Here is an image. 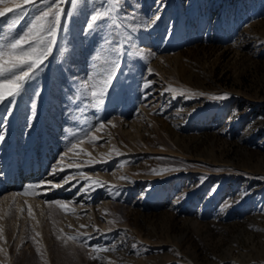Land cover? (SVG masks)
Wrapping results in <instances>:
<instances>
[{"label":"rangeland","instance_id":"1","mask_svg":"<svg viewBox=\"0 0 264 264\" xmlns=\"http://www.w3.org/2000/svg\"><path fill=\"white\" fill-rule=\"evenodd\" d=\"M24 7L17 33L46 5ZM61 7L52 54L11 115L0 106V264H245L252 238L264 236V0H76L75 7L65 0ZM103 9L113 10L88 30ZM16 19L0 17V35ZM113 61L118 77L99 95ZM144 80L154 81L147 91ZM50 155L58 156L50 169L67 174L50 186L72 175L81 183L71 193L69 182L68 197L53 187L43 202L40 186H28ZM19 184L21 193L5 188ZM78 234L82 240L71 239Z\"/></svg>","mask_w":264,"mask_h":264},{"label":"snow or ice","instance_id":"2","mask_svg":"<svg viewBox=\"0 0 264 264\" xmlns=\"http://www.w3.org/2000/svg\"><path fill=\"white\" fill-rule=\"evenodd\" d=\"M65 0H22V3H16L13 0L14 6L8 7L9 0H0V4H4L5 7L0 9V17H5L8 13H15L17 19L9 24L7 31L0 35V106L5 109V117L11 115L12 108L15 104V98L20 96L26 91V85L33 81L37 72L41 69L44 62L52 54L54 46L56 44V38L61 25V18L64 15V9L61 5ZM73 7H75L76 0H70ZM114 5L119 4V0H112ZM32 5L36 7L38 4H45L44 9H37V14L33 20L29 22V25L22 33L16 32V24L19 20H22L25 15L24 5ZM113 9L96 10L92 14L87 22V29L93 30L100 27V22L111 15ZM161 17L156 15L153 19L145 24L144 27L155 25ZM114 51L119 55L121 49L115 48ZM142 55V50L141 53ZM107 72L106 77L103 80V87L99 95H105L106 90L112 86V82L117 79L119 73V62L113 61L112 66L105 70ZM149 74H152V70L149 69ZM154 81L144 80L142 87L147 91L151 88ZM84 87H92V85H84ZM172 90L169 86L166 91ZM98 93L93 91L92 95L96 96ZM204 95V93H200ZM230 94L224 93L222 95L213 96L214 100H225ZM105 127L103 122H99V128ZM3 125L0 124V129ZM87 135V134H86ZM5 139L3 134H0V142ZM78 147L77 144H72L68 151L64 152L60 157V161H63L67 157L68 152ZM69 167L79 168L80 165H69ZM57 167L51 169L50 175L55 176L57 174ZM61 171L63 169H60ZM75 177H65L64 183H69L70 179ZM51 184V182H48ZM29 188L35 186H28ZM51 187H61L60 184H52ZM89 187L83 189L84 193L89 191ZM28 194V189H25V193ZM56 204H61L60 201H55ZM61 207L66 205L61 204ZM29 214L31 215V208H29ZM81 227H87L81 225ZM39 235V234H38ZM84 237L88 236V233L83 234ZM71 239L82 240L83 237L79 234L71 237ZM86 243V241H84ZM133 249L137 248L136 244L131 246ZM115 246L111 248L103 249V251L114 250ZM147 251V249H145ZM139 254V253H137ZM95 259V257H94Z\"/></svg>","mask_w":264,"mask_h":264},{"label":"bare ground","instance_id":"3","mask_svg":"<svg viewBox=\"0 0 264 264\" xmlns=\"http://www.w3.org/2000/svg\"><path fill=\"white\" fill-rule=\"evenodd\" d=\"M46 134V133H45ZM42 135V134H41ZM44 137V136H43ZM32 143V142H31ZM29 145V144H28ZM30 146V145H29ZM32 146V145H31ZM28 146H26L25 147V149L27 148ZM67 147H68V145H67ZM43 148V147H42ZM64 148H66V147H64ZM28 149H30V148H28ZM66 149H68V148H66ZM35 150V149H34ZM44 150V149H43ZM64 150V149H63ZM49 151V150H48ZM72 151H75V150H72ZM81 151V150H80ZM1 152V151H0ZM42 152V151H41ZM61 152V151H60ZM74 154V153H73ZM82 154V153H81ZM31 155V153L30 152H28V156H30ZM39 155V154H38ZM41 155V154H40ZM79 155H80V153H79ZM87 155V154H86ZM60 156V155H59ZM71 156V155H70ZM76 156V155H75ZM78 156V155H77ZM11 157V156H10ZM10 157H9V159H10ZM53 156L52 155H50L49 157H48V164L46 165V167H48L46 170H45V168H44V166H42L41 165V167H39V174H37L38 176V178L37 177H35V178H33V173H34V169H32V167L31 166H29V169H32L31 170V172H32V174H31V185H35V184H37V185H39L40 187L38 188V190H37V192H36V190H35V193H36V197L38 198V199H40L41 201L44 199L45 201H46V198H49V197H51V191H53L54 190V188L53 187H51L50 186V184L48 183V182H51V181H53V180H58V179H60V178H63L64 177V174H66V170H65V168H60V169H63L62 171L58 168L57 169V174L55 175V176H53V175H50V172H51V169H50V165L53 163V160L55 159V158H57L56 156H54L53 158H52ZM85 157V156H84ZM87 157V156H86ZM41 158H43V157H41ZM8 159V160H9ZM27 159V158H26ZM66 159V158H65ZM64 159V160H65ZM72 159V158H71ZM79 159V158H78ZM86 159H88V158H86ZM12 160V159H11ZM0 161H1V159H0ZM2 161H3V159H2ZM66 161H68V160H66ZM72 161V160H71ZM75 161V160H74ZM77 161V160H76ZM10 162V161H9ZM63 163V162H62ZM72 163V162H71ZM79 163H80V161H79ZM82 163H83V161H82ZM85 163V162H84ZM10 164V163H9ZM60 164V163H59ZM86 164V163H85ZM89 164V163H88ZM8 165V164H7ZM53 165H54V163H53ZM70 165V164H69ZM79 165V164H78ZM4 166V165H3ZM61 166V165H60ZM63 166V165H62ZM81 166V165H80ZM37 167V164L34 166V168H36ZM57 167V166H56ZM59 167V166H58ZM69 167V166H68ZM84 167V166H83ZM2 168V167H1ZM71 168V167H70ZM91 168H93V167H91ZM71 169H74L73 167L71 168ZM89 169V168H88ZM6 170V169H5ZM75 170H77L76 168H75ZM75 170H73V171H75ZM86 170V169H85ZM90 170V169H89ZM2 171V170H1ZM3 172V171H2ZM5 173V172H4ZM10 173V172H9ZM74 174V173H73ZM67 175V174H66ZM75 175V174H74ZM131 176V175H130ZM69 177V176H68ZM72 177H73V175H72ZM75 177V176H74ZM77 177H79V176H77ZM4 178V177H3ZM86 179V178H85ZM136 180V179H135ZM73 181V180H72ZM79 182H80V180H78ZM77 181V182H78ZM107 181V180H106ZM109 181V183H110V180H108ZM107 181V182H108ZM1 182H3V181H1ZM27 182V181H26ZM71 182V181H70ZM77 182H74V184L70 187V190H71V193L72 192H76V191H73L75 188H76V185L78 184ZM84 182V181H83ZM56 183V182H55ZM81 183V182H80ZM106 183V182H105ZM135 183V182H134ZM58 184V183H57ZM60 185H61V187H59V189L57 190V191H55V192H57V195L60 197V196H63V197H68L69 196V194H68V188L67 187H69V183H64V180L62 181V179H61V181H60V183H59ZM3 185V184H2ZM24 185H26V184H24ZM108 185V184H107ZM5 186V185H4ZM82 186V185H81ZM38 187V186H37ZM88 187V186H87ZM6 189L8 188V189H12L13 190V193H14V191H16V192H20L21 193V191H23V190H21V189H23V188H25L24 186H23V184L21 185V184H19V185H10V186H8V187H5ZM28 188V187H27ZM33 188V187H32ZM78 189H80V188H78ZM32 190V189H31ZM28 191H30L29 190V188H28ZM9 192V191H8ZM32 192V191H31ZM34 192V191H33ZM82 191H80V193H81ZM102 192V191H101ZM19 194V193H18ZM76 193H74V195H75ZM264 194V193H263ZM33 195V194H32ZM6 196H8L7 194H6ZM20 196H22V195H20ZM24 196V195H23ZM90 196V195H89ZM17 197V196H16ZM74 197V196H73ZM77 197V196H76ZM87 197V196H86ZM94 197V196H93ZM11 198H13V194H12V197ZM19 198H21V197H19ZM37 199V200H38ZM80 199V198H79ZM30 200V199H29ZM31 200H33V199H31ZM44 200H43V202H44ZM49 200V199H48ZM63 200H64V198H63ZM82 200V199H81ZM89 200V199H88ZM92 200V199H91ZM66 201H68V200H66ZM72 201V200H71ZM79 201V200H78ZM83 202V201H82ZM48 202H46V203H44V204H47ZM68 203V202H67ZM70 203V202H69ZM72 203H73V201H72ZM78 203H80V202H78ZM35 204V203H34ZM39 204V203H38ZM40 204H42V203H40ZM71 204V203H70ZM75 204V203H74ZM72 205V204H71ZM84 205V204H83ZM45 206V205H44ZM67 206V205H66ZM79 206V205H78ZM45 208V207H44ZM42 209V208H41ZM81 209V208H80ZM67 210H68V208H67ZM74 210V209H73ZM77 210V209H76ZM82 210V209H81ZM84 210V209H83ZM68 211H70V210H68ZM67 211V212H68ZM72 212V211H71ZM74 212V211H73ZM76 212V211H75ZM74 212V213H75ZM78 212V211H77ZM258 217L259 218H261L260 219V221L261 220H264V198L261 200V202H260V205H259V208H258ZM259 221V220H258ZM262 222V221H261ZM260 224V223H259ZM255 226V225H254ZM257 226V225H256ZM264 229V228H263ZM260 230V229H259ZM256 233V232H255ZM254 233V234H255ZM258 234V233H257ZM264 235V234H263ZM252 240H253V242L252 243H254L253 244V248H252V252H250V255H251V257H246V259L244 258V260H243V263H245V264H255L256 263V258L253 256V255H257V256H260V257H262L263 259H264V236H261V238H260V240H259V238H258V240H256V238L255 237H253L252 238ZM245 244V243H244ZM238 246H239V244H238ZM237 246V247H238ZM243 251V250H242ZM226 259V258H225ZM221 260V259H220ZM230 261V260H229ZM228 261V262H229ZM234 261V260H233ZM239 261V260H238ZM227 263V262H226ZM220 264V263H219ZM261 264H264V262L263 263H261Z\"/></svg>","mask_w":264,"mask_h":264}]
</instances>
